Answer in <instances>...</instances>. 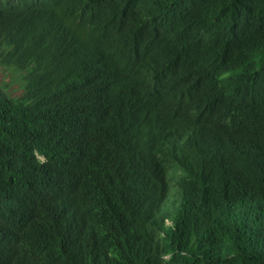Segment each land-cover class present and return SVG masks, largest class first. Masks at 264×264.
Here are the masks:
<instances>
[{
	"label": "trees",
	"instance_id": "16d2710c",
	"mask_svg": "<svg viewBox=\"0 0 264 264\" xmlns=\"http://www.w3.org/2000/svg\"><path fill=\"white\" fill-rule=\"evenodd\" d=\"M0 63V264H264V0H0Z\"/></svg>",
	"mask_w": 264,
	"mask_h": 264
},
{
	"label": "rangeland",
	"instance_id": "374dc122",
	"mask_svg": "<svg viewBox=\"0 0 264 264\" xmlns=\"http://www.w3.org/2000/svg\"><path fill=\"white\" fill-rule=\"evenodd\" d=\"M0 81V85L7 92H12L14 95H20L23 92L21 84L23 81L22 73L3 63H0Z\"/></svg>",
	"mask_w": 264,
	"mask_h": 264
}]
</instances>
